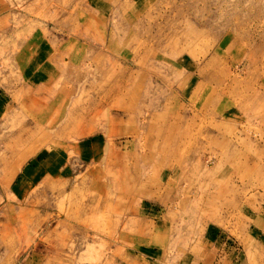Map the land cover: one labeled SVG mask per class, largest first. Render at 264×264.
Instances as JSON below:
<instances>
[{
    "label": "rangeland",
    "instance_id": "obj_1",
    "mask_svg": "<svg viewBox=\"0 0 264 264\" xmlns=\"http://www.w3.org/2000/svg\"><path fill=\"white\" fill-rule=\"evenodd\" d=\"M0 264H264V0H0Z\"/></svg>",
    "mask_w": 264,
    "mask_h": 264
},
{
    "label": "crops",
    "instance_id": "obj_2",
    "mask_svg": "<svg viewBox=\"0 0 264 264\" xmlns=\"http://www.w3.org/2000/svg\"><path fill=\"white\" fill-rule=\"evenodd\" d=\"M100 141V140H99ZM89 143H94L93 142V140L92 141H90ZM89 146H91V145H87V142H81V147L83 148V153H85V147H89ZM91 147H93V146H91ZM94 148V147H93ZM91 149V148H90ZM65 171H68L69 172V169H68V167H65ZM11 185H12V183L10 182L9 184H8V187L10 186L11 187ZM20 186H21V183H19V184H17V185H14V188H13V191L16 193V191L20 188Z\"/></svg>",
    "mask_w": 264,
    "mask_h": 264
},
{
    "label": "bare ground",
    "instance_id": "obj_3",
    "mask_svg": "<svg viewBox=\"0 0 264 264\" xmlns=\"http://www.w3.org/2000/svg\"><path fill=\"white\" fill-rule=\"evenodd\" d=\"M148 97V96H147ZM102 103V102H101ZM26 125V124H25ZM147 173V172H146ZM70 198V197H69ZM87 237V236H86Z\"/></svg>",
    "mask_w": 264,
    "mask_h": 264
}]
</instances>
